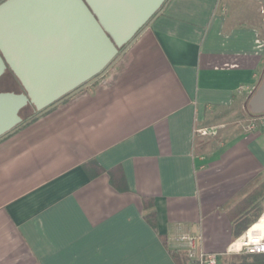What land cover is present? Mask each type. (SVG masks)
Masks as SVG:
<instances>
[{"label":"crops","instance_id":"obj_1","mask_svg":"<svg viewBox=\"0 0 264 264\" xmlns=\"http://www.w3.org/2000/svg\"><path fill=\"white\" fill-rule=\"evenodd\" d=\"M263 76L264 0H167L114 77L0 141V264H180L185 234L220 262L264 179Z\"/></svg>","mask_w":264,"mask_h":264},{"label":"water","instance_id":"obj_2","mask_svg":"<svg viewBox=\"0 0 264 264\" xmlns=\"http://www.w3.org/2000/svg\"><path fill=\"white\" fill-rule=\"evenodd\" d=\"M166 1H0V78L9 69L22 87L0 92V141L27 105L42 115L104 75ZM247 109L264 113V76Z\"/></svg>","mask_w":264,"mask_h":264},{"label":"trees","instance_id":"obj_3","mask_svg":"<svg viewBox=\"0 0 264 264\" xmlns=\"http://www.w3.org/2000/svg\"><path fill=\"white\" fill-rule=\"evenodd\" d=\"M7 71L9 72L8 74H10V81L12 80L13 84L16 85L18 88H20V91H22V87L18 79L9 69H7ZM20 91H15V92H20ZM29 106L32 109L34 108L32 105H27L26 107L29 108ZM32 109H31V113H33ZM23 117L24 118L22 119V121L24 124H27L34 119L32 117V114H30V112ZM263 200H264V179L254 178L244 187V189L241 192V195L237 197L234 201H232L231 204L228 206L227 214L232 223V232L234 236H239L248 227L249 224H251L260 216L261 204ZM143 204L145 207H150L151 200L143 199ZM145 219L149 223L153 224L154 212L152 211L145 212ZM171 255L180 264H185L187 262H189L190 264H197L195 261H191L187 257L184 251L175 250L171 252ZM227 264H264V253L238 255L233 257Z\"/></svg>","mask_w":264,"mask_h":264},{"label":"built area","instance_id":"obj_4","mask_svg":"<svg viewBox=\"0 0 264 264\" xmlns=\"http://www.w3.org/2000/svg\"><path fill=\"white\" fill-rule=\"evenodd\" d=\"M242 91V88H239ZM258 123L264 125V121L257 119L250 124V128L254 129ZM205 133V131H202ZM200 236L193 234H185L178 238L183 245L187 257L197 264H219L217 254L204 252L200 246ZM264 253V200L261 204V214L248 227L232 241L223 256H238L243 254H260ZM221 255V254H220Z\"/></svg>","mask_w":264,"mask_h":264},{"label":"rangeland","instance_id":"obj_5","mask_svg":"<svg viewBox=\"0 0 264 264\" xmlns=\"http://www.w3.org/2000/svg\"><path fill=\"white\" fill-rule=\"evenodd\" d=\"M124 56H125V53L123 54V55H121V57L107 70V72L104 74V75H102L99 79L101 80V79H104V78H106V79H110V78H112V77H114V75H115V73H116V71L118 70V67L122 64V62H123V60H124ZM9 72L6 70L5 72H4V74L2 75V79L0 80V91H20V88H18L16 85H14L13 84V82H12V80L10 81V74H8ZM8 75V76H7ZM4 77V78H3ZM98 79V80H99ZM98 80H96L95 82H93V83H96ZM92 83V84H93ZM91 84V85H92ZM87 87H89V86H87ZM87 87H85V88H87ZM83 90V89H82ZM81 90V91H82ZM246 108V110H243V119L245 120V123L247 122L246 120V117L248 116V109H247V107H245ZM31 107L29 106V108L28 107H25L24 109H22L21 110V112H20V116H21V118L23 119L24 117L23 116H26V114L27 113H29L30 112V114H32V117L33 118H35L36 116H37V111H35V109L33 110L32 109V112L33 113H31ZM242 113V112H241ZM250 114V113H249ZM23 123V121L20 123V124H22ZM213 129V128H212ZM205 131H207V130H205ZM204 136H201V137H205L206 136V138L207 137H209L208 135L209 134H207V135H205V134H203ZM260 179V178H259ZM262 179V178H261ZM233 257H235V256H227V257H225L224 259H222L220 262H219V264H227Z\"/></svg>","mask_w":264,"mask_h":264}]
</instances>
